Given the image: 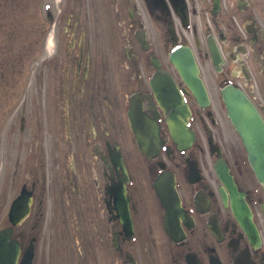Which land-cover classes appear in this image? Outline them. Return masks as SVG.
<instances>
[{"label":"flooded vegetation","instance_id":"af4514ba","mask_svg":"<svg viewBox=\"0 0 264 264\" xmlns=\"http://www.w3.org/2000/svg\"><path fill=\"white\" fill-rule=\"evenodd\" d=\"M8 30L0 93L31 63L0 108V229L31 203L18 264H264V184L224 97L264 120V0H0Z\"/></svg>","mask_w":264,"mask_h":264},{"label":"water","instance_id":"95a60500","mask_svg":"<svg viewBox=\"0 0 264 264\" xmlns=\"http://www.w3.org/2000/svg\"><path fill=\"white\" fill-rule=\"evenodd\" d=\"M232 101L231 112L235 124L248 147L254 167L264 179V122L244 95H234ZM10 235V230L0 232V264L17 262L18 246L10 240Z\"/></svg>","mask_w":264,"mask_h":264},{"label":"rangeland","instance_id":"374dc122","mask_svg":"<svg viewBox=\"0 0 264 264\" xmlns=\"http://www.w3.org/2000/svg\"><path fill=\"white\" fill-rule=\"evenodd\" d=\"M9 7V6H8ZM6 14H7V25H9V22H14V15L13 13L11 14L10 11L8 9H6ZM10 38H14V30H8L6 31V36L5 38L2 40H0V45L3 43L6 47L7 50L9 49H14V45L11 44L12 41H9ZM6 63L0 62V68H2V65H4ZM30 65L31 63H27V65H25L23 67V71L21 74V77L16 78V80H14V78H12V85L14 86V81L15 83L21 85L22 89L27 86L30 85V77H27L28 75H26V71L30 70ZM11 74H16V69L15 67H11V69H9ZM23 91L18 94L17 92L14 91V88L12 89V92H6V93H0V108L1 107H6V108H11L10 112H12L14 110V103L16 104L17 100L21 98V96L23 95ZM1 121V120H0ZM1 126V125H0ZM2 225V223H0V226Z\"/></svg>","mask_w":264,"mask_h":264}]
</instances>
